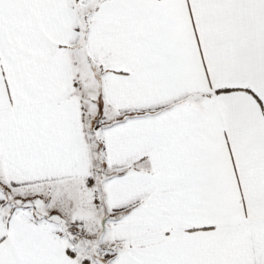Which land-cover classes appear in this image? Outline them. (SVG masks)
I'll return each mask as SVG.
<instances>
[{"label": "snow or ice", "instance_id": "obj_1", "mask_svg": "<svg viewBox=\"0 0 264 264\" xmlns=\"http://www.w3.org/2000/svg\"><path fill=\"white\" fill-rule=\"evenodd\" d=\"M0 264H264V0H0Z\"/></svg>", "mask_w": 264, "mask_h": 264}]
</instances>
